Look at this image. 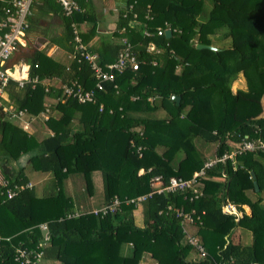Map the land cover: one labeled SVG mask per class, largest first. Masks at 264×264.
<instances>
[{"label":"trees","instance_id":"obj_1","mask_svg":"<svg viewBox=\"0 0 264 264\" xmlns=\"http://www.w3.org/2000/svg\"><path fill=\"white\" fill-rule=\"evenodd\" d=\"M11 1L0 0V21ZM76 1L82 11L72 17L53 0L33 4L37 12L27 32L47 16L60 20L62 32L49 41L73 55L69 62L37 49L26 55L31 77L51 79L50 90L13 81L7 88L17 110L36 116L50 107L49 119L30 134L0 112L2 181L10 189L25 187L0 203V236L9 239L0 242V264H141L146 255L156 264H264V0H125L117 31L130 44L138 69L127 64L115 73L96 92L95 103L63 96V86L72 81L85 89L96 83L90 63L76 51L72 24L105 69L126 44L104 41L91 48L95 26L86 32L80 26L93 4ZM207 4L212 7L205 17ZM160 29H170L172 37L158 35ZM240 78L244 88L234 91ZM174 95L181 97L179 105ZM199 140L216 145L210 159ZM246 141L256 147L206 169L201 195L191 189L154 192L153 179L162 185L190 179L207 161ZM95 172L102 178L101 208L91 202ZM36 173L48 178L40 192ZM29 183L32 188H26ZM0 189L6 190L1 184ZM116 199L113 211L101 210ZM228 201L240 217L223 212ZM176 209L194 212L195 224ZM184 226L205 248V258L189 243ZM242 230L251 234L248 245Z\"/></svg>","mask_w":264,"mask_h":264},{"label":"built area","instance_id":"obj_2","mask_svg":"<svg viewBox=\"0 0 264 264\" xmlns=\"http://www.w3.org/2000/svg\"><path fill=\"white\" fill-rule=\"evenodd\" d=\"M35 0H12V8H3V12L6 14V18L0 21V112L7 115V118L15 121L19 127L28 133H34L36 127L41 123L45 124L46 120L50 117L51 109L47 107L44 112H41L36 116H29L26 110H17L12 103L9 102L7 88L9 83L16 82L20 87H24L28 84L31 85L32 89H36L39 85L44 86L45 91H49L51 85L53 84L51 79H40L38 76L31 77V66L24 63L12 64L10 61L13 55L23 48L25 43V37L29 28V18L33 14V4ZM58 3L63 13L66 17H72L75 13L82 11V8L77 3L76 0H53ZM74 31V40L77 43L76 51L80 53L81 59L89 62L91 68L94 72L96 79L95 86L91 89H85L76 80L71 83L65 84L63 86V96L66 98L76 99L79 103H95L96 92L104 89V84L106 82H112L115 79V73H121L127 69V64H129L134 70L138 69V64L134 56L131 55V46L128 41H124L126 44L125 50L120 54L118 60L112 64L106 66V69L101 67L98 63V55L91 53L88 47L82 42L80 31L76 23L72 24ZM168 29H166L167 31ZM163 30L158 31V35H162ZM147 35V34H146ZM80 59V61H81ZM38 67V66H37ZM31 130V131H29ZM256 146L251 142H245L240 148L233 151L231 154H225L222 157L214 158L205 164L204 169L199 172H195L192 178H172L167 185H162L160 178L153 179V186L155 187V193H180L191 189L196 195H201L202 191L200 188V179L205 175L206 169L213 167L218 162L225 163L228 159H233L237 154L242 153V151L253 150ZM260 147H264L261 145ZM141 170L140 173H143ZM0 184L6 190L0 189V203L5 200H11L18 196L22 189L15 187L14 189L7 188L8 184L5 181H0ZM32 184L29 183L26 188H32ZM145 197H141L138 201L144 200ZM119 204L118 199L114 201L112 205L103 207L101 210L107 211L108 209L114 210L115 206ZM223 212L229 215H235L240 217L242 212H239L237 207L230 201L223 204ZM247 211V209L245 208ZM178 216L183 217V219L190 223L195 224V219L193 214L185 213L182 209H176ZM42 229L46 226L42 225ZM184 231L188 237L189 243L194 246L200 258H205L207 252L202 246L200 241L196 236H192L187 228L184 226ZM8 241L0 236V242ZM21 252V251H20ZM21 256H25V252H21ZM40 253L37 255L38 260H40ZM33 264H38L35 261Z\"/></svg>","mask_w":264,"mask_h":264},{"label":"crops","instance_id":"obj_3","mask_svg":"<svg viewBox=\"0 0 264 264\" xmlns=\"http://www.w3.org/2000/svg\"><path fill=\"white\" fill-rule=\"evenodd\" d=\"M91 2L94 8L93 13L91 12L89 20L85 21L80 26L83 32H86L95 26L96 35L90 42V47L97 49L104 41L124 44L125 39L118 36V33L120 32L117 31V27L120 14L125 8V0H91ZM36 12V8L33 6V14H36ZM34 28V30L27 32L25 37L26 45L13 55L10 61L12 64L24 63L29 65V63L26 61V55L32 53L35 49L43 51L48 55V57H51L56 61H70L73 55H70L68 52L49 41L50 36L60 35L62 32L63 28L61 26L60 20H52L51 16H47L42 19L39 24L37 23ZM94 175H97V173ZM99 176H101V173ZM93 180L95 189L91 202L92 206L94 207L97 205L99 206V201L103 199V184L101 177L96 178L94 176ZM100 180L102 185L100 184ZM99 185L101 186L102 190L101 195H98L96 190L97 186ZM66 187L68 188V192L72 194L73 187L70 180H68ZM98 206L94 208H98ZM244 208L246 207L244 206ZM137 211H139V209ZM136 216L137 222L142 224V216H139L140 218H138L137 214Z\"/></svg>","mask_w":264,"mask_h":264},{"label":"rangeland","instance_id":"obj_4","mask_svg":"<svg viewBox=\"0 0 264 264\" xmlns=\"http://www.w3.org/2000/svg\"><path fill=\"white\" fill-rule=\"evenodd\" d=\"M205 7H206V11L204 13V16L206 17L207 14H208V12L210 11L212 5L211 4H207ZM229 43H230V40H229ZM244 83H245L244 82V79H242V78L238 79L233 84V87H232L233 90L236 91L239 88H244ZM262 105H263V113H262V116H264V99H262ZM38 128H39V126L37 127V129ZM29 131H31V130H29ZM47 131H48L47 129L42 130L39 133L40 134V137L45 136L46 133H47ZM197 146L205 154V156L208 157L209 159H210L211 156H213V154L215 152V148H216V145L215 144L205 143L202 140L197 141ZM12 167H16V165L12 163L11 164V168ZM96 173H97V175H94ZM96 173L93 174V177L94 176L96 178L101 177V176H99L100 175L99 172H96ZM32 178H33V181L37 184L38 192H40L42 190V188H43V185L46 183V180L48 178H46L45 176H43L42 174H39V173L33 174L32 175ZM0 181H2V164H1V162H0ZM100 184H101V180H100ZM66 189H68V188L66 187ZM96 190H97L98 195H101L102 194V190H101V186L100 185L97 186V189ZM100 202H101V205H100ZM102 202H103V199L99 201V208H101L103 206L104 202L103 203ZM138 209H139V211H136V214L138 215V218H140L139 216H142V211L141 210H143V208H142V206H139ZM246 209H247V212H250V209L248 207H246ZM251 241H252V237H251L250 232H247L245 230H242V243L244 245H248V244L251 243ZM154 262L155 261L150 257V255H148V256L146 255L144 257V259H143V261H142L141 264H155Z\"/></svg>","mask_w":264,"mask_h":264},{"label":"water","instance_id":"obj_5","mask_svg":"<svg viewBox=\"0 0 264 264\" xmlns=\"http://www.w3.org/2000/svg\"><path fill=\"white\" fill-rule=\"evenodd\" d=\"M165 34H166V37L168 39L172 37V31L170 29H168ZM196 47L198 49H209V50H213V51H218L219 50L218 48H216L214 46L203 45V44H197ZM172 99H174L177 102L178 105L180 104V101H181V97L180 96L174 95V96H172ZM252 177H253V179H255V174L254 173L252 174ZM254 186L256 188V191H259V185H258L256 180L254 181ZM47 234H48L47 228L43 229L44 237H47Z\"/></svg>","mask_w":264,"mask_h":264}]
</instances>
